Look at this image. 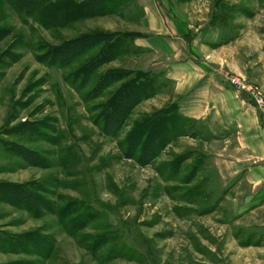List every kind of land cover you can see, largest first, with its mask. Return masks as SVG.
Listing matches in <instances>:
<instances>
[{
	"label": "rangeland",
	"instance_id": "obj_1",
	"mask_svg": "<svg viewBox=\"0 0 264 264\" xmlns=\"http://www.w3.org/2000/svg\"><path fill=\"white\" fill-rule=\"evenodd\" d=\"M18 1L0 0V264H264L257 248L264 247V221L257 230L250 218L239 227L235 201L243 190L227 195L220 187L215 169L230 165L220 158V143L175 137L150 159L177 105L158 108L156 93L124 106L126 79L95 94L105 73L141 71L134 69L138 56L120 55L76 83L72 76L91 53L67 65L54 60L60 44L83 33L139 30L141 2L127 0L119 17L60 27L85 0H33L29 8L28 0ZM154 6L186 28L187 41H199L206 30L220 42L238 38L207 61L224 70L222 82L264 125V106L228 81L257 88L264 102V0H155ZM156 71L149 72L158 87ZM181 124L184 136L187 122ZM19 187L46 200L42 211L23 209L28 197ZM253 215L264 219V209Z\"/></svg>",
	"mask_w": 264,
	"mask_h": 264
},
{
	"label": "crops",
	"instance_id": "obj_2",
	"mask_svg": "<svg viewBox=\"0 0 264 264\" xmlns=\"http://www.w3.org/2000/svg\"><path fill=\"white\" fill-rule=\"evenodd\" d=\"M138 2L142 5L140 27L127 32L134 37L128 42L125 57L138 56L135 62L140 61L141 66L134 69L160 72L159 88L151 100L158 102V108L169 102L177 105V113L187 122V131L179 139L202 136L205 143H220V158L230 162L215 169L220 187L227 190V195L232 190H243L235 201L236 222L240 227L250 218L252 229L257 230L256 226H263L260 222L264 221L263 217L257 221L253 215L264 209V125L257 110L222 82L224 70L207 61L233 47L238 38L220 42L206 30L199 41L193 37L187 41L186 28L172 17L163 16L155 8V0ZM128 3L109 16L125 14ZM257 248L264 250L262 245ZM260 259L264 262V256Z\"/></svg>",
	"mask_w": 264,
	"mask_h": 264
},
{
	"label": "trees",
	"instance_id": "obj_3",
	"mask_svg": "<svg viewBox=\"0 0 264 264\" xmlns=\"http://www.w3.org/2000/svg\"><path fill=\"white\" fill-rule=\"evenodd\" d=\"M126 1L127 0H85L84 3L78 4V10L76 13L73 14L74 16L67 17L62 20L60 27H65L77 20L114 14ZM28 4L26 6L28 8L31 7L30 4L34 5L33 0H28ZM42 6H40V8ZM133 37L134 35L130 33H109L100 30L98 32L93 33H83L75 39L60 44L61 46L59 47V49L54 52V60L58 61V58H60L62 60V63L67 65L68 63L70 64L74 60L83 58V56H86L87 54L90 55L91 53L92 57H89L88 62L84 63L85 65L83 67H80L74 72L71 80H73V83H76L77 80H80L82 77L83 79H89L90 76L98 69L107 65L108 63L116 59L118 56L126 54L128 52H126V50L129 49V41H124V38H128L129 40H131ZM113 71H115V73L114 75L111 74L112 76L105 75L106 73L104 74L101 79L105 80H103V83L101 84L100 88L96 90L95 94H100L101 90L105 87L119 80L126 79V82L124 83L126 86L124 92L126 93L125 97H128V100L126 101V103L124 101L123 105L132 107L134 105H137L138 103H141L144 100L151 98L158 91L156 76L151 75L149 71L134 72L128 70L122 71V74L119 70ZM80 86H83L82 81ZM173 110H175V108H173ZM122 113V111H118V115L116 114L115 119L112 121L114 122L113 126L115 130L120 129V125L122 123L120 122ZM181 118L182 117L179 114L170 115L169 117L164 118L170 130H166L167 132L162 131L157 133L156 145L154 147L152 146L150 156H148L150 159L158 155L160 149H163L164 146L172 139H174L175 137L178 138L183 135V125L181 124V122H183L184 119ZM104 119H109L108 115H106ZM104 129L105 128L103 127V130ZM111 129L112 127L110 126V130ZM143 140L145 139L143 138V135H141L139 141L142 142ZM159 142L161 144H159ZM149 158L145 159V163L150 160ZM138 160H141V157ZM22 189L23 188L21 187L20 192L21 195H23L22 198L24 199L25 197H28L24 199L25 202H21L22 205L24 204L23 209L27 210L29 213H32L33 210H36L37 212L42 211L40 205H42L43 203H47L46 200H43L41 197L30 194L26 190L24 191Z\"/></svg>",
	"mask_w": 264,
	"mask_h": 264
},
{
	"label": "built area",
	"instance_id": "obj_4",
	"mask_svg": "<svg viewBox=\"0 0 264 264\" xmlns=\"http://www.w3.org/2000/svg\"><path fill=\"white\" fill-rule=\"evenodd\" d=\"M228 81L236 91L248 93L252 101H254L259 108L264 106L262 95L257 88L245 86L241 79L236 80V78H230Z\"/></svg>",
	"mask_w": 264,
	"mask_h": 264
}]
</instances>
